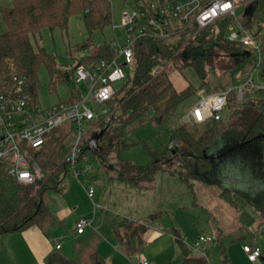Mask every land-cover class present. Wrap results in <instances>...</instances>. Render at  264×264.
<instances>
[{
  "label": "rangeland",
  "instance_id": "374dc122",
  "mask_svg": "<svg viewBox=\"0 0 264 264\" xmlns=\"http://www.w3.org/2000/svg\"><path fill=\"white\" fill-rule=\"evenodd\" d=\"M13 1L0 0V33L6 30L2 9L10 7ZM111 5L113 13L112 23L103 30H97L94 33L96 45L108 41L118 46L129 38L130 34L123 26V13L129 8H133V1L130 0L126 4L125 0H111ZM258 19L261 18H253V22H257ZM210 28L214 29L216 26L213 25ZM88 36L89 32L83 21V14H74L70 17L66 30L44 28L40 34L32 37L35 48L44 46L56 58L57 72L54 76L50 74L46 66H42L38 72L39 87L37 99L43 107H50L59 102L72 101L78 97L85 98L89 96L87 102L96 112L100 110L101 106L111 109L110 104L100 105L96 102L93 96L89 94V89L86 85L76 82L75 75L73 76L74 66L83 55L91 53V49L88 48L84 51L79 50L71 53V48ZM190 49L193 56H199L207 62L208 71L204 78H200L195 67L186 66L182 71L173 70L170 62L156 67L154 72H158L162 68L168 69L171 71L172 80L180 89L190 83L199 85L201 81H206V85L201 88L206 91L215 90V86L219 89L232 86L231 77L225 72V68L226 64L233 66L238 62L237 60L229 59L226 62L223 61L219 49L214 45L201 48L191 47ZM257 60V55H251L234 67L233 80L235 85L241 83L248 75L249 63H257ZM125 70L127 75L133 76L134 68L131 65L126 66ZM60 72H68L72 79L64 78ZM253 75L257 82L263 81L261 66L254 71ZM122 83H115V86L120 87ZM207 87H210L211 90H208ZM256 94L264 99V90H258ZM199 97L198 91V93L182 103L175 114L163 124L149 123L138 126L135 131L127 136L128 141L139 142L135 145L123 149L119 148L115 141L99 138L97 145L93 149V154L89 153L88 158V163L93 167V173L97 175L96 178H92L91 175L89 178H83L80 181L71 177L70 174L64 176L62 184L64 189L67 190L66 196L68 197L65 200L71 207L65 217L64 224L59 226L51 235L52 238L60 239L64 246L60 250L62 254L74 257L80 252L82 255H79L80 259L78 262L80 264H92L89 252L95 248L93 247L94 241L81 245L74 235L72 237V229L78 218L83 215L92 217L93 210H95L98 212L97 221L104 220V226L97 228L96 235L103 241V255L105 258L109 256L108 260L111 264H141L145 259L150 264H180L181 252L172 233L173 227L181 232L189 248L196 240L209 244L205 252L209 264H222L221 245L225 246L228 259L233 264H251L242 256L241 246L245 241L253 243L254 227L250 226V221L246 224L245 220H242V223L229 217V214L232 215L238 212L217 196V184L202 189L195 173L191 170V161L187 157L177 156L171 161L168 159L162 162L161 167L164 168L163 166H165L166 169L173 168L175 171L186 172L192 186L189 185L188 181L182 180L180 176L177 177L176 174L171 176V178H167L165 172L160 173L157 178L158 182L155 190L149 188L142 191L138 186L128 185L118 178L111 179V176L119 177L122 163L126 161L138 165H146L152 160L149 149L144 145L145 143L150 148L163 149L167 152V145L173 136L172 130L177 126L184 124L189 128L203 129L205 123L185 122L183 120L185 113ZM250 105V103L244 104V112L234 119L228 131L219 135L211 143L220 145L222 142L218 141L221 139H235L247 133L250 134V138L256 136L264 138L262 134H259L260 132L258 133L259 129L256 128L258 117H255L254 113L247 108ZM112 109V116L121 113L119 106H115ZM90 125L99 126L98 135L105 131L101 121L94 120L90 122ZM253 145L248 148L250 150L252 146L253 148H258V155L262 156L264 154V144ZM178 151H180V148L172 154L175 155ZM100 154H102V157ZM166 156H163V158ZM111 166L117 169L114 170ZM90 184L95 188L93 197H89L85 189ZM140 191L142 192L140 193ZM194 191L197 192V198L193 194ZM107 198L108 201L106 202ZM238 198L244 199L241 196ZM46 199L50 208L56 212H64L67 207L62 192L54 189L48 190ZM242 199L240 200V205L245 203ZM153 206L162 208V211L160 210L161 213H158L157 218L154 219L157 225H151L149 222L150 220L153 221V219L149 220V217H147L148 213L152 212ZM102 214L105 216L103 217ZM146 220L149 222L147 223ZM127 223H132L133 228L128 229V233L125 232L126 240L129 239L131 233L135 234V230L140 225L150 224L141 236V246L136 247V249L132 248L134 251L129 254L125 250H123L124 252L122 251L116 233L113 234V232L108 231L111 224L122 229ZM31 227L33 229L38 228L36 225ZM25 231L0 235V246L3 249L0 253L2 261L0 264H11V260H13V263L16 262L12 248L20 250L24 258L23 264H27V261H29L27 255L31 253L30 248L25 245L26 242L27 244L29 243L25 238ZM60 235L62 236L59 237Z\"/></svg>",
  "mask_w": 264,
  "mask_h": 264
},
{
  "label": "trees",
  "instance_id": "16d2710c",
  "mask_svg": "<svg viewBox=\"0 0 264 264\" xmlns=\"http://www.w3.org/2000/svg\"><path fill=\"white\" fill-rule=\"evenodd\" d=\"M74 14H83V21L89 36L73 45L70 52L84 51L89 48L91 53L79 59L73 68V76L78 65L92 67L102 60H112L117 53L115 45L108 41L96 45L94 41V33L112 23L111 0H14L10 7L2 9L6 30L0 33V85L14 75H26L30 81L29 92L32 99L39 103L37 99L38 72L42 66H46L50 74L54 76L57 72V65L55 55L44 46L35 48L32 37H36L44 28L66 30L69 19ZM252 18L264 19V0L256 1ZM223 31L224 27H221L218 32L215 28L209 27L195 34V28L191 27L183 33L177 43H171L158 37H139L134 44V61L131 64L134 68L133 76L126 75L108 103L111 108L119 106L121 113L113 115L109 122H101L105 131L99 138L115 141L119 148L123 149L135 145L139 142L128 141L127 136L138 126L165 123L182 103L198 93L206 85V81H201L199 85L190 83L180 89L172 80L171 71L168 69L162 68L154 72L156 67L170 62L173 70L182 71L186 66L195 67L200 78H204L208 71L207 62L199 56H193L190 51L191 47L201 48L214 45L219 49L223 61L237 60L238 62L233 66L226 64L225 68V72L231 77L232 85L235 86L234 67L246 60L252 53L246 55L250 49L245 45L225 40ZM193 35L194 38H191ZM189 38L191 39L188 41ZM187 42L190 46H187ZM261 49L263 52L261 77L264 81V38ZM60 74L66 79H72L68 72H60ZM214 88L219 89L217 86ZM207 89L211 90L210 87ZM81 98L59 103H72ZM253 101L258 103L254 105L259 110L256 128L259 129L258 132L262 129L260 134L264 137V99ZM243 110L244 103L237 101L236 90L233 88L228 95L225 117L205 122L201 130L189 128L184 124L172 130V135L177 137L182 144L180 151L175 155L184 158L194 157L191 170L197 179L204 180L209 169L208 159L203 156L202 149L228 130L234 119L244 112ZM130 125L132 126L128 129ZM71 127V124H65L51 130L46 144L37 151L35 159L43 175L36 182L19 183L4 170L0 163V235L36 225L45 235L50 236L64 224V219L58 217L47 205L45 193L51 189L63 192L62 179L68 171V165L63 163V158L69 151L73 138ZM144 145L149 149L152 160L146 165H138L129 161L122 163L120 177L132 182L138 181L142 177L151 178L161 168L164 161L162 157L168 153L163 149L150 148L146 143ZM92 150L88 142L84 154L89 156ZM177 172L182 180L188 181L192 186L186 172ZM238 194L255 208L260 221L264 223V189L255 193L239 192ZM220 196L230 205H237L230 189H222ZM158 213L161 211L150 214V218H157ZM173 236L181 252L180 264H209L206 256L192 252L181 232L174 227ZM119 237L123 242L124 236L120 234ZM221 254L222 264H231L226 248L222 245ZM89 258L92 264H109L97 250L92 251ZM45 262L46 264H80L77 259L62 254L59 249L50 252Z\"/></svg>",
  "mask_w": 264,
  "mask_h": 264
},
{
  "label": "built area",
  "instance_id": "2783aa9c",
  "mask_svg": "<svg viewBox=\"0 0 264 264\" xmlns=\"http://www.w3.org/2000/svg\"><path fill=\"white\" fill-rule=\"evenodd\" d=\"M132 1L133 8L123 13V26L130 35L125 42L115 46L116 56L112 60H102L92 67L82 64L75 69L76 82L84 83L89 94L100 105L109 103L118 88L115 83H121L126 78L125 67L134 61V44L139 37H158L177 43L191 27L195 28V34L213 25H217V32L224 27L225 40L245 45L250 49L246 55H257L258 60L257 63H249L248 75L241 83L219 90L201 89L200 97L183 117L185 122L205 123L225 117L228 95L233 88L239 102L245 101L258 90H264V81L257 82L253 75L261 66L263 58L261 44L264 38V19L253 22L252 14L245 13L246 8L251 4L255 5L257 0ZM129 2L130 0H125L126 4ZM188 43L187 46H190ZM29 86L30 81L26 75H14L0 85V163L4 170L22 184L39 180L43 173L35 159L37 151L46 144L51 130L71 124L73 138L69 151L63 158V163L68 165L65 176L70 174L80 181L89 178L93 174V167L88 163L89 156L84 151L92 130L96 128L90 122H109L113 109L101 106L96 112L87 102L89 96L72 103L43 107L33 101ZM180 146V140L172 136L167 145V153L171 155ZM85 189L88 196L93 197L94 186L90 184ZM90 225L92 220L82 216L75 224V231L83 233ZM208 247L209 244L201 240L191 244L194 254L204 256ZM55 248L60 249L61 243L57 242ZM243 251L252 262L258 261L262 256L259 246L244 244ZM141 264L150 263L145 259Z\"/></svg>",
  "mask_w": 264,
  "mask_h": 264
},
{
  "label": "crops",
  "instance_id": "0c3cea01",
  "mask_svg": "<svg viewBox=\"0 0 264 264\" xmlns=\"http://www.w3.org/2000/svg\"><path fill=\"white\" fill-rule=\"evenodd\" d=\"M262 99H263V97H259L255 92L253 95H251L248 99H246L242 103H244V104L250 103L251 105L248 106L247 108H249V111L254 113L255 117H258L257 114L259 113V110H257L256 106L254 105V103L255 104H258V103H256V101H253V100L260 101ZM247 108H246V110H247ZM92 126L93 127L95 126L96 128H94L92 130L90 137H89V141L92 139L93 135L95 133H97L98 128H99V126H96V125H92ZM227 131L228 130H226L225 132H227ZM225 132H223V133H225ZM260 133H262V129L260 130ZM249 135L250 134L247 133V134H245L239 138H235V139L234 138H232V139L231 138L230 139H221L218 141V142H222L220 145L219 144L216 145V143L207 144L202 149V154L204 157H206L208 159V162H209L208 173H207V176L204 180H201V179H197V180L199 182V185L202 187V189L204 187L208 188L209 186L211 187V186H214L215 184H217L218 185L217 196L219 198H221L222 200H224L220 196V192L222 189L227 188V189H230V191H232V193L236 199L237 205L232 206L228 202H226L225 200L224 201L226 203H228L232 208H234L236 210V212H238V213L232 214V215L229 214V217L233 218L234 220H237L238 222H242V223H243L242 220H245L246 224L248 221H250V226L254 227L253 229H255V232L253 234V240H252L253 243L245 241L241 246V254L245 258V260H247L251 264H264V223H262L260 221V216H259L258 212L255 210V208L250 203H248L246 200H244L242 198H240V199L238 198V197H240V195L238 194L239 192L255 193V192H258L259 190L264 189V154L262 156H259L258 155V148H253V146H254L253 144H255V146H257L261 143L264 144V138L257 137V136L250 138ZM97 143H98V140H97L96 144ZM251 145H253V146L250 150L248 147ZM91 154H93V150H92ZM100 156L102 157V154H100ZM175 158H177V155L167 154V156L164 157L163 160L167 161L168 159H170L169 161H171V160H174ZM187 158L190 159V161H191L190 163L193 165L194 164V157L188 156ZM111 167L114 170L117 169L114 166H111ZM163 167L164 168L161 167L159 170H157L151 176V178L142 177L138 181H133V182L126 180L120 176L119 177L111 176V179L113 180V178L114 179L118 178L120 181H122L123 183L125 182L128 185L138 186L142 191H145L149 188L155 190V188L157 186V182H158L157 178L160 176V173L165 172L167 178H171V176H174V174H176L177 177L179 176L178 172L175 171V169H173V168L172 169H166L165 166H163ZM96 177H97V175H95L93 173L92 178H96ZM174 185H176V184H174ZM142 191H140V193ZM66 192H67V190L63 189L62 194H63L64 200L67 197ZM193 194L197 198V192L194 191ZM236 196H238V197H236ZM241 199H242V201H245V203H242V205H240ZM45 201L47 203L46 193H45ZM107 201H108V198H107L106 202ZM65 202L67 203L66 200H65ZM47 205H48V203H47ZM153 205H155V204H153ZM70 207L71 206L67 203V207L64 209V212H61L62 214L60 212L54 211L52 208H50V209L58 217L63 218L65 221V217L69 213ZM154 207H156V208H154ZM161 209L158 208L157 206H153L152 212H149L148 216H147V217H149V220L153 219V221L150 220V222H149L148 220H146L147 223L149 222L151 225H157L154 222V219H156V218H150V214L160 212ZM97 214H98V212L93 210V216L92 217H90L89 215H83V216L89 217L92 220V225L88 226L83 233H76L75 226H74L72 229V231H73L72 237L74 235L77 238V240H79L81 245H84L85 243H89L90 241H94L93 247H95V248H94V250H91L89 252V254L92 251L97 250L103 255L104 254L103 253L104 250L102 248L103 241L97 237L96 232H97V228H101L104 226V220L97 221ZM102 215H103V217L105 216L104 214H102ZM126 218H127V216H126ZM150 224L140 225V227L135 230L136 231L135 234L131 233L128 240L125 239V232L128 231V229L133 228L132 223L125 224L124 228H122V229H120L118 226H114L113 224H111V227L108 228V231L113 232V234L116 233L117 238L119 240V246H121L122 251L125 250V252H127L129 254L131 252L133 253L134 250H132V248L136 249V247L141 246L140 245L142 243L141 236L144 233V231L146 230L147 226H149ZM30 227H28V228H30ZM28 228L24 229V230H26L25 231V238L29 242L28 243L29 245L27 244V242L25 243V241H24V243L26 246H28L30 248V253H31V254L27 255V257H28L27 259L29 260V261H27V264H46V262H45L46 256L50 252H52L56 249L55 245L57 242H60V239L59 238L58 239L52 238L51 235L50 236L45 235L39 227L37 229H33L32 227H31L32 229L31 228L28 229ZM21 231H23V230H21ZM172 233H173V231H172ZM120 234H122L124 236L123 242L121 241V239L119 237ZM61 236L62 235H60L59 237H61ZM135 241H136V243H135ZM244 244H250L252 246H259L261 248V251H262L261 258L255 262L249 261L246 253L243 251V245ZM63 248H64V246L61 243V248L59 249V251L62 250ZM12 250L14 252L16 262L13 263V260H11V264H23L24 258L22 256L20 250L18 248L16 250H14V248H12ZM2 251H3V249L0 246V253ZM79 251H80V249H79ZM79 255H82V254L79 252V254L77 256L75 255L73 258L79 260L80 259ZM83 255H84V253H83ZM106 259L109 262V260H108L109 256H106ZM0 262H2L1 257H0ZM230 263L233 264L232 262H230ZM109 264H111V263L109 262Z\"/></svg>",
  "mask_w": 264,
  "mask_h": 264
},
{
  "label": "water",
  "instance_id": "95a60500",
  "mask_svg": "<svg viewBox=\"0 0 264 264\" xmlns=\"http://www.w3.org/2000/svg\"><path fill=\"white\" fill-rule=\"evenodd\" d=\"M254 9V4H251L249 7L246 8V15H251ZM100 134L98 135L97 133H95L92 137V139L89 141V146L92 147V149L95 148V146L97 145L96 142L99 139Z\"/></svg>",
  "mask_w": 264,
  "mask_h": 264
},
{
  "label": "snow or ice",
  "instance_id": "6c2138e0",
  "mask_svg": "<svg viewBox=\"0 0 264 264\" xmlns=\"http://www.w3.org/2000/svg\"><path fill=\"white\" fill-rule=\"evenodd\" d=\"M199 115V114H198Z\"/></svg>",
  "mask_w": 264,
  "mask_h": 264
}]
</instances>
